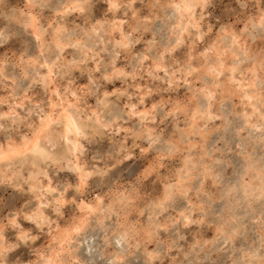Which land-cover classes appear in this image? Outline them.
<instances>
[{
	"label": "clouds",
	"instance_id": "obj_1",
	"mask_svg": "<svg viewBox=\"0 0 264 264\" xmlns=\"http://www.w3.org/2000/svg\"><path fill=\"white\" fill-rule=\"evenodd\" d=\"M0 264H264V0H0Z\"/></svg>",
	"mask_w": 264,
	"mask_h": 264
}]
</instances>
